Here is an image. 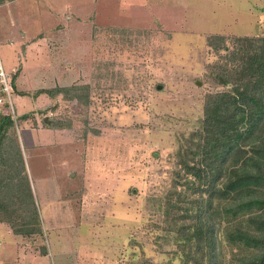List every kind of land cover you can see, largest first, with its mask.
Returning a JSON list of instances; mask_svg holds the SVG:
<instances>
[{
	"label": "rangeland",
	"instance_id": "1",
	"mask_svg": "<svg viewBox=\"0 0 264 264\" xmlns=\"http://www.w3.org/2000/svg\"><path fill=\"white\" fill-rule=\"evenodd\" d=\"M16 1L0 5L17 92L0 172L20 145L42 236L18 239L7 220L20 228L32 211L8 199L0 264H21L22 248L32 264H186L183 211L167 210L182 207L177 152L208 96L233 88L219 84L233 39L264 37V0Z\"/></svg>",
	"mask_w": 264,
	"mask_h": 264
},
{
	"label": "trees",
	"instance_id": "2",
	"mask_svg": "<svg viewBox=\"0 0 264 264\" xmlns=\"http://www.w3.org/2000/svg\"><path fill=\"white\" fill-rule=\"evenodd\" d=\"M7 1L16 0H0V5ZM226 40L214 36L209 45L227 50ZM233 40L234 50L225 57L233 67L219 68L227 70L220 74L219 84L231 83L233 88L208 96L199 128L184 138L177 152L185 172L180 185L184 191L179 193L182 207L169 200L167 210L183 211L176 232L186 264H229L234 260L227 259L224 245L239 264H264V37ZM69 90H44L39 95ZM14 124L10 114L0 115V156ZM15 157L16 162L5 159L7 169L0 172V208L6 210L8 199L28 204L30 222L21 216L23 224L16 228L7 221L22 239L42 236L20 145Z\"/></svg>",
	"mask_w": 264,
	"mask_h": 264
},
{
	"label": "built area",
	"instance_id": "3",
	"mask_svg": "<svg viewBox=\"0 0 264 264\" xmlns=\"http://www.w3.org/2000/svg\"><path fill=\"white\" fill-rule=\"evenodd\" d=\"M6 70L4 62L0 57V115L10 114L17 124L13 98L16 93L13 74Z\"/></svg>",
	"mask_w": 264,
	"mask_h": 264
},
{
	"label": "crops",
	"instance_id": "4",
	"mask_svg": "<svg viewBox=\"0 0 264 264\" xmlns=\"http://www.w3.org/2000/svg\"><path fill=\"white\" fill-rule=\"evenodd\" d=\"M17 2V1H16ZM18 95V94H17ZM21 95V94H20ZM48 130H43V133L47 132ZM39 135V134H38ZM24 153V152H23ZM25 155V154H24ZM18 238V237H17ZM19 240H21L22 238H18ZM21 249V248H20ZM25 248H22L20 252H23L25 255H26V259H21L20 260H23V262H21V264H32V260L36 261L37 259L39 258H34V257H29L27 256V253H26V250L24 252ZM36 259V260H35Z\"/></svg>",
	"mask_w": 264,
	"mask_h": 264
},
{
	"label": "water",
	"instance_id": "5",
	"mask_svg": "<svg viewBox=\"0 0 264 264\" xmlns=\"http://www.w3.org/2000/svg\"><path fill=\"white\" fill-rule=\"evenodd\" d=\"M48 121V120H47ZM48 123H49V121H48Z\"/></svg>",
	"mask_w": 264,
	"mask_h": 264
}]
</instances>
